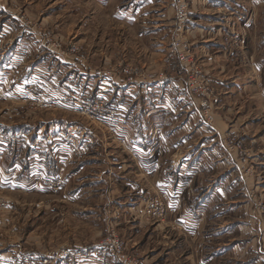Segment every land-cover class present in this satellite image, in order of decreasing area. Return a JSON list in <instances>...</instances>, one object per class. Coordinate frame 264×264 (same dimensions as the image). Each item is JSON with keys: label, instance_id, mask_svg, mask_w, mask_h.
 Returning <instances> with one entry per match:
<instances>
[{"label": "rangeland", "instance_id": "rangeland-1", "mask_svg": "<svg viewBox=\"0 0 264 264\" xmlns=\"http://www.w3.org/2000/svg\"><path fill=\"white\" fill-rule=\"evenodd\" d=\"M13 1L15 0H2L5 5L3 8H8L7 6L13 7ZM89 1L91 3V0ZM160 1L161 5L157 6H162L159 9L164 14L166 13L167 16H171L172 27L177 12L175 11V0ZM188 1L185 0L189 9ZM215 1L220 6L221 2L225 3L231 9H225L224 6L219 8L213 3L214 5L210 6L206 10L207 12H213L218 15H223V12H225L224 15L241 16L240 20L227 19L223 22L226 34L222 33L221 40H223L221 43L225 45L226 49L231 47L230 54H227V68H229L228 71H231V74L228 73L227 77L234 76L232 73H234L236 68L241 73L240 75L243 76V79L238 81L239 85L234 84V80L231 79L225 80L220 86H214L212 83L206 84L203 77L207 67L206 60L202 53L197 52L196 49L192 50V42L188 39L192 57L201 66L202 71V74L196 79L200 85L198 86V82H196L192 90L187 91L191 97L201 100L197 107H194L197 115L194 122L190 121L189 116H186L184 112L182 116L178 115V118L175 116L172 120L161 115L160 125L164 129L161 128L160 132L156 134L152 131L149 138L152 142L159 144V148H157L160 151L156 150V153L167 161L170 160L172 154L174 156H189L190 160L200 157V164L195 162L191 169L196 171V173L203 172L206 180L209 178L207 181L204 180V182L206 181L209 184L208 187L213 188L211 186L215 183L216 176L220 175V178L223 179L221 181L225 183L226 188L235 195L233 199H239V202H242L241 204H247L246 210L242 208L240 217L230 218V212L226 213L228 224L225 227H233L234 225L239 230L237 226L242 223L246 224V226L252 225L254 227L252 238H255L256 243L253 250L249 251L246 248L249 252L246 259L243 260V264H264V0H257L255 6L252 5L251 0ZM80 3L81 0H45V13L49 12L48 15H50V20L47 19L48 21H45V23L41 19H30L23 7L18 6V8H15L18 10V15L24 17L22 19L24 24L29 22L38 33L41 32L46 38L50 37L52 41L62 47H66L70 43L79 47L78 43L73 39V31L82 29L80 24L84 19L89 18L90 26L86 28H92L90 32L88 30L91 36L88 35L83 42L84 44L89 41L91 44L94 42V44L97 43L99 47L103 48L101 53L95 54L97 57L92 54L89 55L93 57V63L96 65L103 64L102 59L99 60L101 56L107 55L115 58V62L119 61L120 65H106L104 67L116 74H125L124 68L129 67L130 71L133 72L132 76H142L148 79H151L152 75L158 77L161 73L173 74L174 76L176 72L171 67L173 66L172 62H165L172 41L170 34L165 41L166 46L161 57L153 53L154 57H148L144 53H138V48L131 53L128 49L115 47L117 52L114 54L104 53L106 38H108L107 32L111 30V27L118 29L119 34H121V38L117 39V44L119 45L124 42V37L127 38V31L121 30L125 27L121 26L120 22L116 21L114 23L111 19L99 17L97 20L91 21V16L96 13V8L83 7ZM55 6L56 8H54ZM62 6L64 7L63 10H61ZM51 10L53 12H50ZM252 13L255 14L253 18H257L256 22L254 21L251 25L244 26V21ZM3 33L6 34L5 31ZM243 34L245 35L244 38L242 37ZM6 38L8 37L0 36V48L2 49H4L5 43L9 41ZM127 40L125 41L126 43L124 42L125 45L127 43L136 46L141 44L138 40L133 41L131 38H127ZM216 47L219 48L222 45L217 44ZM77 55H81L80 47ZM81 56H83V53ZM54 59L57 67L59 59L56 57ZM53 61L52 59L51 63ZM126 63H130V66ZM209 67L208 69L211 70L212 68ZM176 75L174 77L178 79L179 76L177 75V77ZM185 78H179V80L184 85V89L187 90ZM132 79L133 77H131L130 82H132ZM132 84H134V81ZM205 84L207 86L203 90ZM132 86L133 91L131 93H136L137 96V92L140 91L139 86ZM196 87H199L198 91H196ZM151 89V87H148L147 91ZM123 96V90H115L111 102L115 106L119 105L117 110H120L124 101H127V99L124 100ZM209 101H211L212 105H209ZM49 102L56 104V102ZM201 102L204 103L202 104ZM133 104L130 101L131 110H133ZM64 106L67 105L65 104ZM257 107L259 111L255 114V108ZM13 108L17 110H13ZM47 109H49V112ZM47 109H34L23 102H14L2 98L0 99V121L6 124L17 123L21 127L23 124V130L32 131L31 129H34V127L38 128V125H40L38 123L41 120L51 119V114H55L56 117L53 119L58 120L59 118L64 125H73L75 118L78 117L67 110L53 112L50 111L52 108ZM45 112H48V114H45ZM200 114L202 117H200ZM116 117L115 114L109 120H113ZM99 119L106 121L104 118ZM148 119L150 118H146L147 125ZM215 119H220L223 126L220 128L216 125L217 128H220L218 130L215 127L218 132L212 129V125L216 124ZM139 120L140 117H133V123L136 125ZM185 124L191 125L194 132L188 133V131H184L182 126ZM200 126L203 130L201 133L196 132V129ZM134 127L131 126L130 130L133 131ZM149 127L152 128V125ZM6 130H2L0 134V143H5L3 144L4 146L8 145V148L5 149L7 151L4 152L7 154L16 149V144H18L16 161L20 162L18 163L21 170L19 173L26 172V169H28L26 174L39 175L34 178L36 186L41 188L40 184H48V186H52L55 189L57 185H54V182H47L50 179L48 180L45 177L46 175L43 174L45 173L44 169L36 168L37 171L31 170L29 172L25 155L28 150L24 147L25 139H29V137L11 136L10 132H6ZM81 131L84 132L83 129ZM100 135L103 141L106 140L104 133ZM192 138L195 147L191 149L190 142ZM99 139L97 137V140ZM185 139L189 142L187 143ZM204 139H207L208 142L211 141L210 145H212L211 147L214 146L215 149L213 148L211 151L210 149H200L199 143ZM181 140H183V143ZM162 142L170 143V152L164 153L163 149L160 148V143ZM11 144L13 147H11ZM182 144L188 145L183 146ZM113 149L114 154H116L118 149ZM192 151L193 153L190 154ZM118 152L120 154V151ZM129 157L131 158L129 155L126 159L129 161V167L131 166L133 170L129 174L124 173L123 176L137 179L138 177L135 173L137 172L136 165L133 166L132 158L130 159ZM202 157H204L203 160ZM178 165L180 166V164ZM10 166L9 160L3 157V163L0 165V178L3 181L16 180V176H13V171H10ZM99 167L101 168V166ZM171 169L176 173L178 172V169L168 165L166 168L167 175H172L170 173ZM101 170L104 169L102 168ZM44 179L45 182L43 181ZM214 179L215 181H213ZM181 184H184V182L181 181ZM170 185L173 189L178 187L175 180ZM44 190L42 188L12 191L9 183L4 184V182L0 181V264H27L29 260L34 259L36 256H41L44 252L61 248H65L68 251V256L58 264H73L72 261L76 254L75 247L78 248L79 244L82 245L80 251L86 258L94 254V256L99 257L98 262L121 264L117 257L108 251V244L103 248V243L112 238L111 234L113 231L123 241L124 252L133 256L137 264H144L142 262L143 258L150 260L145 264H156V262L159 264H191L190 258L193 259L192 264H201L200 261L204 260L208 251L202 249L205 241L198 233L194 237L186 236L183 229L178 230L174 226L177 223V217L174 218L175 221L172 218L173 222L169 220L168 205L163 201L164 199L159 198V193H156L153 188L144 189L145 192L141 194V198H138L139 196L135 194L136 192L128 191V193H134V195H131L133 201L129 202V205L133 206L130 210L125 205L129 200V196L127 199H117L116 195L109 191L108 184L107 186L106 184L99 185L97 192L92 191L91 198L80 197L75 199L73 197L62 201H58L59 199L55 200L57 196L45 195ZM241 193L242 197L239 198ZM47 200H51L49 204L53 203L50 208H45V205L48 204ZM119 202H124V204ZM230 203L232 204V202ZM218 204L216 202V205ZM161 207H163V212L160 214ZM207 214L211 216L212 213ZM215 230L217 231V227H215ZM227 241L228 239L225 241L220 239L219 242L214 240L211 242L210 249L216 250L218 244ZM245 241L247 240H244V237L241 236L240 239L237 238L228 242L227 247L231 248L226 250L225 254L213 256L209 264H223L226 260L222 261V258L230 257L233 252V246L239 242L245 243ZM239 247L242 246L239 245ZM16 256H18L17 260H15ZM10 258L13 259V263L8 261ZM230 262L228 261L226 264Z\"/></svg>", "mask_w": 264, "mask_h": 264}, {"label": "crops", "instance_id": "crops-1", "mask_svg": "<svg viewBox=\"0 0 264 264\" xmlns=\"http://www.w3.org/2000/svg\"><path fill=\"white\" fill-rule=\"evenodd\" d=\"M13 2V7L7 6L9 8L7 10L8 8H3L5 5L0 0V36L8 37L6 40L9 39L5 43L4 49L0 48V99L17 102V97L29 96L31 91L28 88L31 87L39 91L44 100L46 98L48 101L56 102L57 105L54 104L50 111L61 112L62 110H67L78 117L75 118L73 125H64L59 118L58 120L53 119L56 117L55 114H51V119L41 120L38 123L40 124L38 128L34 127V129H31L32 131L23 130V124L21 127L17 123L6 124L0 121V134L2 130L7 129L6 132H10L11 136L29 137V139H25L26 142L24 144V147L28 150L25 155L29 172L31 170L37 171L36 168L44 169L45 173L43 174L46 175L44 176L57 186L54 189L48 184H40L41 188H39L36 186V180L34 179L38 174H26L28 169H26V172L19 173L21 170L18 163L20 162L16 161L18 144H16V149L7 154L4 152L7 151L5 149L8 148V145L4 146L3 144L5 143H0V165L3 163V157L8 159L11 164L10 171H13V176H16V180L3 181L0 178V181L4 182V184L9 183L12 191L43 188V190L45 189V195L57 196L55 200L59 199L58 201L73 197L75 199L80 197L91 198L92 191L97 192L99 185L106 184L107 186L108 184L109 191L116 195L117 199L123 200V198L127 199L129 196L128 202L127 200V203L125 202L129 210L133 208L131 204L129 205V202L133 201L131 195H134V193L132 192H136L135 194L139 196L138 198H141V194L145 192L144 189L153 188L156 193H159V198L164 199L163 201L168 205L169 220L173 222L172 218L177 217V223L174 226L178 230L183 229L186 236L194 237L198 233L205 241L202 249L208 251L204 260L200 261L201 264H209L213 256L225 254V251L231 248L227 247L228 242L237 238L240 239L241 236L247 241L235 244L230 257L222 258V261H231L227 264H243V260L246 259L248 252L253 250L256 243L255 238H252L254 227L252 225H248V227L242 223L237 226L239 229L237 230L234 225L233 227H225V225L228 224L226 221L227 212H230V218L240 217L242 208L247 209V204H241L242 202H239V199H233L235 195L226 188L225 183L221 181L223 179L220 178V175L216 176V181L215 179L213 180L215 181L211 186L213 188L208 187L209 184L206 181L209 178L206 180L203 172L196 173V171L191 169L195 162L200 164V157L190 160L189 156H174L172 154L170 160L167 161L156 153V150L160 151L158 149L159 144L152 142L149 138L152 131L156 134L160 132L161 128L164 129L160 125L161 115L172 120L175 116L177 118L178 115L182 116L184 112L186 116H189V120L194 122L197 115L194 107H197L201 100L191 97L187 90L184 89V85L179 78H175L173 74L163 73V80L153 82H147L144 77L135 75H131L133 79L130 82V75L116 74L112 71L111 76H102L101 72L107 70L104 66L120 65V62H115V58L106 55L99 58V60L102 59L103 64L96 65L93 63V57L89 54L97 57L95 54L101 53L103 48L99 47L97 43L94 44V42L92 44L90 41L88 42L89 44H84L83 42L88 35L91 36L89 32L92 28H86L90 26L89 18L84 19L80 24L82 29L73 31V39L78 43L81 55L83 53V56L79 55L75 60L60 58L54 53L43 49L41 40L44 35L41 32L28 33L23 31L16 37L13 36L12 29L13 26L15 27V22L17 23L16 28L19 29L21 25L24 27L23 23H18V6L24 8L30 19H41L44 23L50 20L49 12L45 13V0H15ZM188 2L190 5V20L187 35L189 41L192 42V50L196 49L197 52L202 53L206 60L207 67L205 75H203L206 84L212 83L214 86H220L225 80L231 79L234 80V84L239 85L238 81L243 79V76L240 75L241 73L236 68L234 73H232L234 76L227 77L228 73L231 74V71H228L229 68H227V54H230L231 47L228 48L230 50L226 49L225 45L221 43L223 40L221 38L222 33L226 34L223 22L227 19L240 20L241 16L224 15L225 12H223V15L207 12L206 10L214 4L219 8L224 6L225 9H231L222 2L221 6L218 5L215 0H189ZM91 3L89 0H81L80 3L83 7L96 8V13L91 16V21L101 17L108 20L111 19L114 23L116 21L120 22L121 26L125 27L121 30L127 31V38H131L133 41L138 40L141 43L139 46L129 43L125 45L124 42L128 40L124 37V42L121 45L117 44V39L121 38V34H119L118 29L111 27V30L107 32L108 38H106L104 53L114 54L117 52L115 47L128 49L131 53L138 48V53H144L148 57H154L152 53L162 56L166 46L165 41L170 34L172 20H170V15L167 16L166 13L164 14L160 10L162 6H157L161 5V1L91 0ZM251 3L255 6L257 0H251ZM58 6L60 5L58 4ZM63 9L64 7L62 6L61 10ZM50 12L53 11L51 10ZM253 15L255 16L252 13L250 17H247L248 19L243 23L244 26L251 25L254 21L256 22L257 18L254 19ZM4 31L6 34L3 33ZM242 37L244 38L245 35L243 34ZM217 44L222 45V47L217 48ZM53 56L59 59L57 67ZM52 59L54 60L53 63H51ZM126 64L130 66V63ZM208 66L212 69H208ZM133 81L134 84H132ZM72 85L80 87L85 97L89 100L103 97L106 106L109 109H115L116 118L118 119L103 121L99 118L79 117L74 107L61 102L62 94ZM132 85L139 86L140 91L137 92V96L136 93H131L133 91ZM148 87L152 89L147 91ZM116 89L123 90V98L124 100L127 99L121 105L122 108L120 110H117L119 105L115 106L111 102ZM130 101L134 103L133 110L130 109ZM204 102L201 103L203 104ZM65 104L69 108L64 106ZM209 105H212L211 101H209ZM13 110L17 109L13 108ZM47 110L49 112V109ZM255 111V114H257L259 111L258 107L255 108ZM48 112H45V114H48ZM134 116L135 118L140 117L137 125L133 123ZM200 117H202L201 114ZM146 118H150L148 119V125ZM203 123L205 122L203 121ZM215 123L212 125V129L218 132L216 128L217 126L222 128V122H220V119H215ZM151 125L152 128L149 127ZM131 126H135L133 131L130 130ZM80 128L87 133L89 140H79V145L82 146V153L76 155L70 150V144L65 140L66 138H58L57 135L63 133L67 137L68 132L71 130H80L82 132ZM182 128L188 133L194 132L191 125L185 124ZM188 128L189 130H187ZM220 128L217 129L220 130ZM202 130L200 126L196 129V132L201 133ZM101 133L105 134L106 140H102ZM132 135L133 137L131 138ZM97 137L100 139L97 140ZM181 142L183 143V140ZM186 142L188 143L189 141L186 140ZM210 144L211 141L208 142L207 139H204L199 143V148L210 149V151L213 148L215 149ZM190 145L191 149L195 147L193 138ZM11 147H13L12 144ZM113 148L118 149L116 154H114ZM160 148L163 149L164 153H168L171 149L170 143L162 142L160 143ZM118 151H120V154ZM154 153L156 154L152 157ZM192 153L193 151L190 152V154ZM129 155L132 159L129 158L134 163L133 166L136 165L137 172L135 173L138 177L137 179L123 176L124 173L129 174L133 170L131 166L129 167V161L126 159ZM197 158L198 160H196ZM168 165L178 169V172L176 173L171 169L170 173L172 175H167L166 168ZM102 168L104 170H101ZM174 180L175 182L177 181L178 187L173 189L170 184ZM204 180L206 181L204 182ZM181 181L184 184H181ZM128 191L132 192L128 193ZM240 197H242V193L239 194ZM50 201L47 200L48 204L45 205V208L51 207L53 203L49 204ZM216 202L219 204L216 205ZM119 203L124 204V202ZM125 205L123 206L125 207ZM207 213L212 214L208 216ZM215 227H217V231ZM220 239L223 241L228 239V241L218 244L216 250L210 249L211 242L214 240L219 242ZM238 244L242 247H239ZM75 248L76 254L72 261L73 264L74 262L75 264H84V261L85 264H106L98 262L99 257L94 256V254V258H92V255L87 258L82 255L80 251L82 245L79 244L78 248ZM17 259L18 256H16L15 260ZM8 261L10 263L14 262L11 258ZM148 261L150 260L143 258L142 262L145 264ZM189 261L192 264L193 259L190 258ZM226 262H223V264H226ZM156 264L159 263L156 262Z\"/></svg>", "mask_w": 264, "mask_h": 264}, {"label": "built area", "instance_id": "built-area-1", "mask_svg": "<svg viewBox=\"0 0 264 264\" xmlns=\"http://www.w3.org/2000/svg\"><path fill=\"white\" fill-rule=\"evenodd\" d=\"M175 11L176 17L174 23L170 30L171 35V46L168 50L165 62H172L173 69H175L174 76L176 75L178 78H185L187 83V91H191L194 83L198 82V86L200 85L199 81L196 80L202 73L201 66L194 61L191 54V47L188 43V35L189 32V20L190 13L188 9V4L185 0H175ZM24 17L18 15V23H23L18 28L13 26L12 35L17 36L21 34L23 31L28 33H34L36 30L32 27L29 22H23ZM37 32V31H36ZM234 34V33H233ZM41 46L43 49L54 53L56 56L60 58H67L69 60H75L79 55L77 52L79 51V47L75 44H69L66 47H62L60 44H56V42L52 41L50 37H44L41 40ZM129 67L124 68L125 75L133 74L130 71ZM102 76H111L112 72L110 70H104L101 72ZM147 82H153L157 80L164 79L163 73H161L158 77L152 75L148 79L144 77ZM206 84L203 90L206 88ZM28 89L31 91L29 96H21L17 97V101L28 104L31 108L34 109H47L52 108L54 106L53 103H50L46 98L42 97L41 93L35 89ZM196 91L199 90V87L195 88ZM202 90V91H203ZM62 103H67L70 106L74 107L78 115L88 117V118H104L106 120L111 119L116 113L115 109H109L106 106V102L103 97H97L95 99L89 100L85 97L83 91L78 86H71L67 89V91L62 94ZM58 138H66L65 140L70 144V150L79 155L82 153V146L79 145V140L88 141L89 137L87 133L80 132V130H71L68 132L67 137L60 133L57 135ZM45 182V179L43 180ZM47 181V180H46ZM51 183V181H47ZM163 212V207L160 208V214ZM111 239H108L103 243V248H105L108 244V251L115 255L121 264H137L135 258L131 255H128L124 252V243L120 240L119 236L113 231L111 234ZM106 244V245H104ZM68 256V251L65 248L55 249L52 251L44 252L41 256H37L34 259H31L27 262V264H55L61 263Z\"/></svg>", "mask_w": 264, "mask_h": 264}]
</instances>
